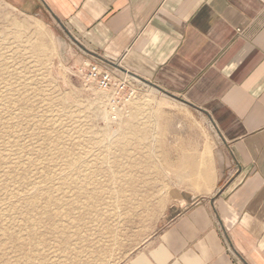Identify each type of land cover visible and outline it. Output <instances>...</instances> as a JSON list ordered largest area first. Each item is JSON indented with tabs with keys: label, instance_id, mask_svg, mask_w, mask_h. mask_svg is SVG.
Listing matches in <instances>:
<instances>
[{
	"label": "rangeland",
	"instance_id": "374dc122",
	"mask_svg": "<svg viewBox=\"0 0 264 264\" xmlns=\"http://www.w3.org/2000/svg\"><path fill=\"white\" fill-rule=\"evenodd\" d=\"M80 49L40 14L0 0V264H28L25 253L34 250L5 239L1 228L21 239L31 231L17 196L33 195L44 172L58 208L70 213L53 219L54 233L45 223L31 231L42 240L33 247L42 264H128L167 203L202 192L213 174L206 155L213 129L201 114L143 91L119 69L116 80L133 95L126 98L125 87L127 101L112 107L116 86L89 74L93 61ZM68 160L75 170H67ZM187 162L205 168L204 186L197 172H178ZM73 176L75 186L60 185ZM84 186L92 197L80 192ZM62 226L67 237L58 233Z\"/></svg>",
	"mask_w": 264,
	"mask_h": 264
},
{
	"label": "crops",
	"instance_id": "0c3cea01",
	"mask_svg": "<svg viewBox=\"0 0 264 264\" xmlns=\"http://www.w3.org/2000/svg\"><path fill=\"white\" fill-rule=\"evenodd\" d=\"M6 1L213 129L210 181L180 164L204 190L172 198L128 264H264V0Z\"/></svg>",
	"mask_w": 264,
	"mask_h": 264
},
{
	"label": "bare ground",
	"instance_id": "6f19581e",
	"mask_svg": "<svg viewBox=\"0 0 264 264\" xmlns=\"http://www.w3.org/2000/svg\"><path fill=\"white\" fill-rule=\"evenodd\" d=\"M66 166H67L68 171H71V170L73 171V170H75L76 165L73 161L68 160ZM47 174H48L47 172L43 173L41 180L37 183L38 185L36 184V191L33 193V195H31V196H29V195H18L17 198L19 201L21 200L27 204L26 209L24 211V216H25L27 221L31 222V226H33L31 231L35 230L34 226L41 224V223H45L46 228L49 231L54 233L56 231L57 225L54 224L53 219L57 218L60 215L63 216V214L64 215L69 214L70 210H68V209L63 210L61 208H58V206H60V204H61V198L56 197L55 195H53L50 192V189L53 188L52 187L53 181L51 179H49ZM73 177L74 178H72V179H70V178L65 179L64 178L63 181L61 180L60 185L66 183L68 186H70V185H72V187H73V185L75 186V180H76L75 178H77V176H73ZM77 181H78V179H77ZM49 183H50V185H49ZM85 188H86V186H84V188H82V190L80 192L87 194L89 197H92L91 192H89ZM13 195H15V194H13ZM13 195H11L10 198H14V197H12ZM41 197H44V199H45L44 204L38 205L37 202L40 201ZM10 205L12 206L13 203H11ZM50 206L55 207V209H57V210L55 212L51 211ZM2 215L3 214L0 212V218L2 217ZM6 215H9V214H5V216ZM1 230H2L3 235L5 236V239L17 241V244L20 247L25 245V246L29 247V249H28L29 251L30 250L35 251V253H33L34 252L33 251L32 254L30 252L28 254L25 253V255H26L25 259L27 260L28 264H42L41 261H39V258L38 259L35 258V254H37L36 252L38 250L33 249L34 246L36 247L37 245H40L42 243V240L39 238L38 233L36 231H35V233L29 231L26 234V237L21 239L18 234H16L15 232H13L12 230H10L7 227H2ZM59 230H60V232H58V233H62V235L67 237L63 226H62V230H61V228H59Z\"/></svg>",
	"mask_w": 264,
	"mask_h": 264
},
{
	"label": "built area",
	"instance_id": "2783aa9c",
	"mask_svg": "<svg viewBox=\"0 0 264 264\" xmlns=\"http://www.w3.org/2000/svg\"><path fill=\"white\" fill-rule=\"evenodd\" d=\"M89 74L93 77L96 78L97 81L100 83L101 86L107 87L109 85H113L116 86L115 87V94L113 96V98L110 101V104L112 107H116L118 105L119 102H121V100L123 101H127V99H121L120 96V92L124 91L125 87H128L126 82L123 80V82H121L120 84V80L117 81V74L113 73L112 71H110L107 68H103L98 62H91L89 64ZM118 82V83H115ZM129 91L128 94L126 95V98H130L132 97V93L133 90L128 87Z\"/></svg>",
	"mask_w": 264,
	"mask_h": 264
}]
</instances>
